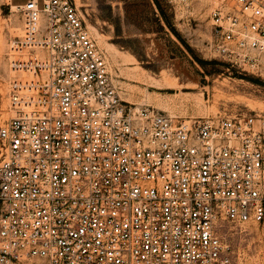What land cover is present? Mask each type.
I'll return each instance as SVG.
<instances>
[{
    "label": "built area",
    "instance_id": "1",
    "mask_svg": "<svg viewBox=\"0 0 264 264\" xmlns=\"http://www.w3.org/2000/svg\"><path fill=\"white\" fill-rule=\"evenodd\" d=\"M210 4L211 54L264 77V0ZM17 9L34 53L10 59L0 264H232L222 221H264V114L130 102L76 0Z\"/></svg>",
    "mask_w": 264,
    "mask_h": 264
},
{
    "label": "rangeland",
    "instance_id": "2",
    "mask_svg": "<svg viewBox=\"0 0 264 264\" xmlns=\"http://www.w3.org/2000/svg\"><path fill=\"white\" fill-rule=\"evenodd\" d=\"M211 1L76 0L124 99L178 117L264 114V77L209 50ZM17 4L0 0V124L10 116V83L26 75L13 70L10 59L34 53ZM35 54L45 60L42 50ZM220 232L230 243L232 264H264V221H222Z\"/></svg>",
    "mask_w": 264,
    "mask_h": 264
},
{
    "label": "crops",
    "instance_id": "3",
    "mask_svg": "<svg viewBox=\"0 0 264 264\" xmlns=\"http://www.w3.org/2000/svg\"><path fill=\"white\" fill-rule=\"evenodd\" d=\"M24 0H17V3H24Z\"/></svg>",
    "mask_w": 264,
    "mask_h": 264
},
{
    "label": "bare ground",
    "instance_id": "4",
    "mask_svg": "<svg viewBox=\"0 0 264 264\" xmlns=\"http://www.w3.org/2000/svg\"><path fill=\"white\" fill-rule=\"evenodd\" d=\"M171 81V80H170Z\"/></svg>",
    "mask_w": 264,
    "mask_h": 264
}]
</instances>
